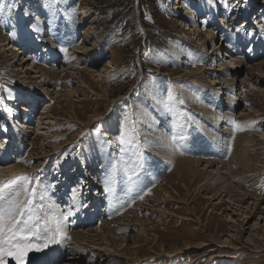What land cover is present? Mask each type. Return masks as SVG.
<instances>
[{
    "label": "rangeland",
    "instance_id": "1",
    "mask_svg": "<svg viewBox=\"0 0 264 264\" xmlns=\"http://www.w3.org/2000/svg\"><path fill=\"white\" fill-rule=\"evenodd\" d=\"M230 54L238 62L227 69ZM25 57L55 86L25 71ZM260 61L264 0H0V161L33 168L0 181L27 177L16 181L28 189L18 219L32 215L39 226L25 261L48 252L58 217L71 211L65 220L82 225L61 222L56 238L68 237L69 250L73 230L109 220L123 234L138 212V242L110 244L144 257L134 264H264V219L245 207L256 198L264 207V138L255 134L264 137ZM249 68L262 75L248 86L225 81ZM21 103L27 110H17ZM47 114L53 124L43 123ZM208 134L227 137L225 150ZM179 156L232 167L205 177L175 170ZM226 182L234 205L244 203L231 216L213 196ZM161 184L175 199H164ZM97 199L101 213L87 220Z\"/></svg>",
    "mask_w": 264,
    "mask_h": 264
},
{
    "label": "bare ground",
    "instance_id": "2",
    "mask_svg": "<svg viewBox=\"0 0 264 264\" xmlns=\"http://www.w3.org/2000/svg\"><path fill=\"white\" fill-rule=\"evenodd\" d=\"M234 5V4H233ZM196 26V25H195ZM198 30V27L195 28V32ZM4 43V41H3ZM15 46V44H13ZM13 45H9L7 47V49L11 50L10 48L13 47ZM213 48L214 51L218 50V46L217 45H212L211 49ZM77 50H79L80 52H84L87 51V48L85 45H81L77 47ZM83 55V54H82ZM235 58L238 59V57L236 55H228L227 57H225V63L224 65H226L227 69L229 68V64L230 63H235L238 62V60H235ZM240 59V58H239ZM240 61V60H239ZM19 63L22 65V67H26L25 71L27 72H35L34 76L37 77H41L40 84L45 87V88H52V86H55L54 84H50L51 82H48L47 79V75H44L43 73H41V71L39 69H34L35 68V64L34 66L32 65L31 60H29L28 58H24L22 61H19ZM229 63V64H227ZM256 68L257 70L261 71L262 73L264 72V61H260L257 62L256 64ZM44 69V68H42ZM41 69V70H42ZM200 69V68H199ZM202 69V68H201ZM254 69V68H253ZM252 69L249 68V70H247V72L245 73L246 75H244V77H242L241 79H237L234 81V78L232 81H230L231 79L226 78L225 81L227 82H232L233 86L235 85H239L240 88H244L246 86H248L251 82H253V78H259L260 75L262 74H255V72L251 71ZM191 73H196V71H191ZM258 73V72H257ZM44 77V78H43ZM221 78V77H220ZM215 82H222L224 83V81H220L219 78H215L214 80ZM256 81V80H255ZM218 85V84H217ZM220 85V84H219ZM59 90V89H58ZM59 92V91H57ZM22 105V106H21ZM23 109L27 110V106H25L24 103L19 104V110L20 112L23 111ZM227 111V110H226ZM225 111V113L227 114V112ZM43 112V111H42ZM45 112V111H44ZM98 114V113H97ZM50 114H47L46 116H44L46 119L43 121V123H48V124H53L54 120H51V116H48ZM43 117V118H44ZM99 116H91V120H95L97 119ZM48 118V120H47ZM22 127L26 128V127H30L31 125H27L26 123H22L21 124ZM47 126V125H46ZM46 126H42V127H46ZM43 133V132H40ZM256 135H258L260 137V139H263V134H258L255 133ZM5 135V134H4ZM212 137L214 135H211ZM208 137L210 138V135L208 134ZM210 140H215L218 143L219 136L215 135L213 138H210ZM221 144V149L223 148V150H225L226 146H228L229 141L226 138H224V141H220ZM53 145V144H52ZM219 145V144H218ZM58 145L54 144L53 148L58 147ZM223 151L221 153H219L218 155H223ZM180 157V156H179ZM2 158V157H1ZM40 159V158H39ZM220 162V163H218ZM3 160L0 161V176L2 177H6L8 176L9 173H14L16 171H23L26 170L28 172H32L33 168H28V167H22L21 163L19 162H15V163H10L6 165H3ZM231 163L232 161H228V160H224V159H220L219 161H217V158H202L200 156L198 157H183L181 156L179 159L178 164L176 165V169L175 170H183V171H194L196 173H201L204 174L205 177H207V175H219L221 173V168L224 166H227L229 168H231ZM201 166V167H199ZM221 167V168H220ZM39 170V169H38ZM218 179V178H217ZM205 182V181H204ZM233 186V185H232ZM159 189L164 191V199L166 198H171V199H175L171 193L167 190V188L165 186H162V184L159 186ZM231 186L229 185V183H225L222 186H220V188L217 187V189L214 191L213 196L215 198H218L217 202H215V205L218 206L219 208L222 209L223 213H226L227 215H230V210L231 208H233L234 210H240L241 208H243L244 203H240L238 206L234 205V201H235V197H234V193L231 192ZM88 195V194H86ZM85 196V195H84ZM82 196V199H85V197ZM247 196V195H246ZM226 197H228V199H225ZM250 196H248L247 198H249ZM98 200V199H97ZM261 198H256L257 202H253L248 203L247 206H245L247 209H251L250 212H254L255 214L259 212V216L262 217L264 219V207H261ZM152 201V198H151ZM102 202L100 201V199L98 200V204H96L93 208L91 207L88 215L89 217H87V220H90L92 218H96V216H98L101 213V207H102ZM236 204V203H235ZM144 209H146L148 206L146 205H142ZM235 206V208H234ZM236 213V212H235ZM253 214V215H255ZM134 215V214H133ZM94 218V219H95ZM58 220H61V217H58ZM142 218L139 217V213L137 212V214H135L133 217H128L127 221H125V231L123 234H116L115 233V229L112 228V226H110V221L106 220L101 227L98 228H88L86 230L82 229V228H77V230H73L70 234V241L71 244H73L74 247H70L71 250L68 249V242L67 240L68 237H64L65 240L63 242H60L59 244L56 243V238L59 236L56 226V235L54 236V242L52 243V245L50 246V249L48 250L47 253L40 255V259L36 260V261H25V264H58L63 258H65V260L61 263V264H81V261H84L83 264H91L90 263V257L93 258L94 263L93 264H111L113 261H119L121 263H123V260L127 259V263L125 264H134L133 262L140 260V259H144L143 258H139V259H134L133 256H131V253L127 252L126 250H122V251H116V252H112V248H110V244L111 245H118L121 243H125L127 242L129 243H137V239L136 236H133V232L135 230L136 225H138L139 221H141ZM80 220H73L72 222L68 223L65 219H62V224L64 225V227H67L68 229L72 228V229H76V226L82 225L83 222H79ZM260 222V221H259ZM258 222V224H259ZM69 225V227L67 226ZM257 225V224H256ZM261 228V226L259 227ZM71 229V230H72ZM142 229V228H141ZM61 232V230H60ZM32 237H30L31 239ZM61 240V239H60ZM35 243H31V245H33ZM57 244V245H55ZM127 244V245H128ZM127 248V247H126ZM114 249V248H113ZM120 250V249H119ZM126 253H129L126 254ZM136 253V250H135ZM79 256H81L82 258H78ZM10 257V256H9ZM47 257V260H46ZM11 258V257H10ZM121 258H123L121 260ZM82 259V260H81ZM85 259V260H83ZM129 259V260H128ZM35 260V259H34ZM6 264H16V261L13 260V262H7Z\"/></svg>",
    "mask_w": 264,
    "mask_h": 264
},
{
    "label": "snow or ice",
    "instance_id": "3",
    "mask_svg": "<svg viewBox=\"0 0 264 264\" xmlns=\"http://www.w3.org/2000/svg\"><path fill=\"white\" fill-rule=\"evenodd\" d=\"M173 139L175 140V137ZM121 142H124L123 136ZM17 180H27V177H13L8 181H0V264H6L5 257L9 256L16 261V264H25L27 254L32 249L30 237L39 227L32 223L34 219L32 215L24 221L18 219L24 215L20 197L28 189L17 185ZM71 215L69 211L57 221L58 232L61 230L62 219Z\"/></svg>",
    "mask_w": 264,
    "mask_h": 264
}]
</instances>
